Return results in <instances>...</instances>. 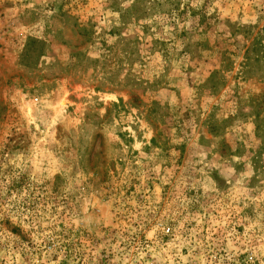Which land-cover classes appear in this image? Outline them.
Instances as JSON below:
<instances>
[{
	"label": "rangeland",
	"instance_id": "obj_1",
	"mask_svg": "<svg viewBox=\"0 0 264 264\" xmlns=\"http://www.w3.org/2000/svg\"><path fill=\"white\" fill-rule=\"evenodd\" d=\"M0 263L264 264V0H0Z\"/></svg>",
	"mask_w": 264,
	"mask_h": 264
},
{
	"label": "built area",
	"instance_id": "obj_2",
	"mask_svg": "<svg viewBox=\"0 0 264 264\" xmlns=\"http://www.w3.org/2000/svg\"><path fill=\"white\" fill-rule=\"evenodd\" d=\"M0 264H2V263H0ZM3 264H5V263H3Z\"/></svg>",
	"mask_w": 264,
	"mask_h": 264
}]
</instances>
